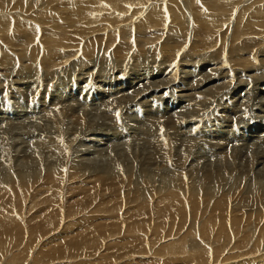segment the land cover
I'll use <instances>...</instances> for the list:
<instances>
[{
	"label": "bare ground",
	"instance_id": "bare-ground-1",
	"mask_svg": "<svg viewBox=\"0 0 264 264\" xmlns=\"http://www.w3.org/2000/svg\"><path fill=\"white\" fill-rule=\"evenodd\" d=\"M242 1H244V3L245 1L249 2V0H242ZM242 1L241 0H0V53L2 54L6 50L11 49L13 44L18 40V45L20 46L24 45L26 49L29 50L32 54L44 55V59L50 60L56 66L58 62L63 60L65 57L75 56L78 53L79 49L76 48V44H81L83 37H85V35L83 34L89 32L88 30H90L92 27L94 28L96 23H102L103 26L105 25L103 29L105 28L108 29L110 27L108 25L110 24L114 26L115 23L119 24L122 21L130 20L136 15L147 12L143 19L145 23L142 22L139 26V27H143V30L141 31L139 29V33L144 34L143 41L146 44L145 48L149 47L152 54H149L151 52L148 51L147 54L143 53V55H140L141 53L140 54L135 53V51L137 52V49H135V47H132L134 42L132 43V40L128 37V33L126 31H125L126 33L123 31L121 32L122 34H120V37L125 39L124 42H119L122 38L121 39L119 38L120 40H118L117 39L118 36L114 34V31H113L114 35L110 33L107 34L106 36L95 38L96 40L101 39L102 41L118 42L117 47L121 49L120 52L122 53V51L125 50V55L126 56L128 55V57H131L133 59V61L130 60L132 62L130 64L132 68H128L131 71H133L132 69L135 68L136 66L135 64L141 66L143 68V69L141 68V70H149V71L157 70L156 69L157 67L155 68L153 65H159V67L163 68V71L165 68L168 71L167 73H169V76L168 77L166 76L165 79H158L157 76L156 77L157 79L153 84L144 86L143 83H141L142 84L141 86L134 88L136 91L135 95L137 94L136 97H133L134 96L133 95L131 96L130 100H128L129 99L128 97L122 96L116 101L118 104H122V103L126 104L127 102L129 104H126L125 106L126 108H128L129 107L128 105L133 104L131 103V100H133V98L135 99L134 103L142 102V101L144 103H148L146 98H150V97L161 98L164 95H166L169 89L172 87L176 90L175 92L178 93L184 91L189 92L188 96L192 98L191 102H193V104L195 103L194 100L196 101L197 96L200 97L202 96V98L203 96H206L207 98L210 97L209 100L213 101V99L214 98L216 99L219 95H223L225 93L227 95L226 89L231 88L233 91L234 86L232 87V85H234V83L239 85V87L242 89L246 88L247 83L253 84L254 86L253 92L256 93L258 91L262 93L263 91L262 89L264 87L260 89L258 87L262 85L264 86V22L262 21L264 15L260 18L258 23H251L247 21L243 24V26H241V28L236 26L235 23L236 27H234L233 31L230 30L232 26V24H230L231 23L230 20L231 18H233L234 15L233 12L238 6V4H240V2ZM252 1L253 0H251V2ZM262 1L264 0H254L253 3L262 2ZM54 2H55V6H65V5L71 6L70 2H72V4L76 2L80 4L82 3L86 4V6H89V8L86 7L85 9H83L82 15L85 16L84 20L86 19L87 21L86 20L82 21L81 19L79 21L77 20L70 21V19L66 18L68 14H65L64 13L65 11L60 9V7H56L57 10L58 9L60 10V13H62V15L63 13L65 14L63 15L64 18H61V22H62L61 26L63 28V31L62 30L55 31L54 32L55 35L45 36L44 34L46 33L47 28H40L38 24L33 22L31 23L32 26L31 28L34 34L29 32L24 35H21L20 33L21 26L22 25L28 26V24H22L24 22L22 20L24 17L22 12L24 13L26 12V14H28L27 12H32L34 18L38 15L49 13L50 11H45L44 8L48 7L50 4ZM105 2L107 3L108 6H105ZM9 3H13V4L9 5ZM19 5L21 7V12L16 13L18 11ZM90 7H93L94 10H96V12L105 10L103 11L104 13L108 10V13H106L102 17L100 16L97 18L92 17L93 15L91 14L92 15L91 16L89 12L91 11ZM185 9L188 12L191 11L193 17L199 12H206V11L214 12L215 19L213 22H205L203 24L202 32L199 33L198 26L196 24L195 27H193L194 30L188 28V24H189L188 19L186 20L183 15ZM245 9L246 7L239 12V15L236 19L239 22L236 21L237 23H240L242 21L240 20V17L241 14L245 11ZM81 12L82 11H80V9L79 10L77 9L74 10L73 13L81 14ZM169 15H171V18H168L170 17ZM147 17H149L150 19ZM151 19L154 20L155 23L154 21L149 22V20ZM109 22L111 23L109 24ZM195 22L197 24H200L199 20H196ZM87 24H91L92 27H88ZM75 25H77L76 27L77 31L75 35L79 37L69 38L63 35V34H68L70 31L69 32L67 31L73 29ZM211 27H213L214 29L213 34L210 33ZM153 28L156 29L152 31ZM98 29L100 31L103 30L101 29V27ZM189 31L191 33L193 32V36L188 40ZM130 33H132V31ZM194 37L196 40L197 39L198 40L196 41L194 39L195 40L194 41L193 40ZM216 37H218L219 39H216ZM225 39L227 42H222L221 44L217 45L218 42L225 41ZM140 40H142V38ZM66 42L69 43V46L66 44ZM93 42L95 43V41ZM135 45L137 44L135 43ZM195 45H199V47L201 45L205 48H203V50H193L195 48ZM68 48H70L68 53L67 51L64 52V50ZM59 50H62V52L59 53L58 52ZM90 50L91 47L89 43L84 45V49H83L84 52L83 54L80 53L81 55L78 56L79 60L73 64V67L76 65H77L76 68L78 69L84 67L85 64L83 63L85 62H83V57H88V54L91 52ZM92 51H94V48L92 49ZM203 51H207L208 53L204 55ZM153 52H156L157 54ZM191 52L194 54H191ZM200 52L202 53L199 54ZM137 55L142 56V58H144L143 63H136L138 60L142 59V58L139 59ZM103 56L106 55L103 54ZM225 57L227 58V60L225 59ZM123 58L124 57H122V59ZM196 64H198L197 66L198 69L197 68L194 69V66ZM113 67L115 71L116 70L115 66L113 65ZM146 67H151V68H146ZM207 67L209 68L207 69ZM76 68L74 70H76ZM179 68L181 69L183 68L182 76L176 74L178 71L177 69ZM184 68H191V69L184 70ZM44 69L46 68H43V70ZM158 69L160 70L161 68ZM118 70H120V68L119 69L117 68L116 71L117 74L119 73ZM237 70H240L244 73L238 72ZM34 71H35V67L31 63L27 64V68L11 67L8 70L0 66V77L5 76L6 74L8 76L10 74H15V73L22 75L23 77L28 74L31 75L32 72ZM48 71L50 70L48 69ZM204 71L208 73H204ZM88 72H86L85 74L91 75V73ZM178 72L181 73V71ZM95 73L94 74L96 78H94V80H98L104 77L102 75V73H104L103 70H98ZM215 73L217 74L216 76L217 78L215 77L216 75ZM198 74L202 76L198 78L199 76ZM159 75L161 76V74ZM105 76L107 78V75ZM213 76L214 78H216V80L214 79V81H210L211 80L210 78L211 77L213 78ZM244 78L245 80H242ZM33 80L34 81L32 83H37L40 81L39 79H35V77ZM159 80H163V82L165 83L155 86ZM257 84H260L257 86L258 89L255 88ZM178 86H185L186 88H180ZM251 87L248 88L250 89ZM140 89L141 91L139 92ZM17 92L18 91H16V93ZM248 93L251 95L250 90H248V92L246 90L245 92L246 96ZM229 94L230 92H228V95ZM59 97L60 96L56 95L55 99L56 98L59 99ZM206 97H204L202 101L205 102L204 99ZM51 98L52 97L49 98L50 101ZM209 100L206 99L205 104L199 107L201 108L202 106H204L205 108L206 106H208L210 104V103L208 104ZM60 101L61 103H64L63 99L53 101L54 109L56 104L60 103ZM133 106L134 105H132V107ZM57 107L63 110V112H60L59 109L58 110L55 109V112L58 111L59 112V113L57 112L58 115L60 116V118L63 119L62 121L63 125L64 124L67 125L70 122L74 123V120H75V125L77 126H88L90 124L88 122V119L86 118V115L82 113L81 110L80 112L77 111L78 107L69 106V105L57 106ZM147 107L148 106H146V108ZM199 107H197V110ZM211 108L213 107H210V109L209 108L208 109L211 110ZM189 110L191 111V109ZM203 111L200 109L199 111H197L196 114L200 113L202 115L204 114ZM109 114L112 117L111 119L115 120V118L113 117L114 113L110 111ZM143 114L146 117L143 118L142 125L146 124L144 123L145 120L147 122V119L154 116V115L151 116V113L149 115V111L148 112L144 111ZM212 114L209 115L212 116ZM44 115L48 116L47 114ZM49 115L51 114L49 113ZM106 115H104L103 117L105 119H108V115L107 116ZM163 115L165 114H160V116L162 117H159L157 120H155L154 122L155 124L149 126L147 125V127L143 128V130L140 129L143 135L151 136L152 139L151 140L152 150L150 152H147L149 153L147 158L145 156H141L143 154L139 155L141 156L140 158L142 157L146 158L145 161L143 160L144 162L142 164L141 163H135L131 165L118 164L117 168H115L114 165H112V167H110L106 171L105 170L100 171L96 169V167H90L88 165L84 166L81 158L76 159L74 156L72 157L71 155L68 156V154H66L67 153L66 150L69 148L71 143L70 140L59 142L55 140L56 138L55 139L51 137L43 138V136L41 140L37 142V144L39 145V147L45 145L46 148L52 149L55 152H57L55 154L60 155L57 162L51 163L50 165L45 166L44 168L38 166L34 167L36 163H39L40 160V156H38V154L34 151H33L34 153L31 152L32 154L30 155L23 153L24 151L21 152L22 154H20V152H17L18 156L22 158V161H20L21 163L19 166H17L18 164L14 165L13 163H8V161H11V158L9 157L5 162V167H3V170L0 172V251L5 252V258L0 256V260H1L0 264H3L2 259L3 260L7 259L5 260L6 264H26L28 259L26 258L27 259L26 261L25 260L26 256L25 255L21 256L22 253H20V256H18L19 254H14L13 252L14 255H12V250L14 246L16 245V247H18L20 241L22 243V237L25 238V233H27L26 237L28 243L32 242L34 244L38 241V238H40L41 240L40 236L44 237L43 235L52 232V230L56 229V227H57L56 230L60 231L59 233H61L60 236L62 241L60 242V245H54L53 247L49 248V250L51 251L50 254L48 252L49 254L48 256H50L52 259L49 258L48 260L50 261H52L53 259L59 260L58 264H70L69 261L63 262L64 257L65 259L72 258L73 260L75 257L77 258L82 257L83 255L90 257L92 256L93 253H96V251L100 250L102 246H105L107 244L108 239H111L113 237L115 238L118 236L123 237L125 235L129 236L130 239L127 242L122 243L119 246V248L115 250L116 253L122 254L119 258H117V260L124 257L125 255L128 256V258H132L133 256H141V255L143 256V254L146 256V254L149 253V252L147 253V251H150L149 250L150 247L151 248L158 247L155 250V252L153 251V254L155 253L153 257L156 255L158 256L159 254H160L159 256L160 258L169 255L167 259L165 258L166 259V262L164 261L165 264H171V263L177 264L178 262L182 264H184L183 262H185L186 264L190 262L191 264H216V263L221 264V262H219L218 259L220 260V256L224 252L226 253L228 252L229 255L228 257L224 256L226 258L223 257L224 258L223 261L231 260L232 262L230 264H264V243H263L264 241V176L262 177L261 175H259L260 177H262L263 180L258 179L252 185H250L249 189H247L248 185H246L245 187L241 185L240 186L235 185L233 187L231 185L234 189H232V187L227 188L226 186H225L226 188H223L222 186L223 181L226 180L230 181L231 178L234 177L235 175L238 176L237 172L231 171L233 165L237 164L238 162L244 163L246 167L255 165L254 163H256L257 165L262 164L263 170L261 173H264V156L258 155L255 159V153H253L254 155H250L248 157L245 156L244 158H242L239 156L238 154L239 152L236 153L237 151H240V149H238V147L236 146L233 149L227 150L226 149L227 146L226 147L221 146L217 142L216 144L209 145L202 140H201L202 142H198L199 140L198 141L196 140L197 143L194 142V140H192V142L186 144L184 143L185 145L183 144L184 146L183 149H186L187 152H192L194 150L196 151L198 148L201 149V152L202 150H207L211 152L210 157L214 156V158L212 157L211 161L217 160L216 161L217 163L214 165L213 168L209 169L206 167H202L200 169V173L202 176H200V174H197L194 171V167L196 163L195 164L192 163V161L194 160V157L193 158L191 157L192 155L190 156L191 158H189V160L185 162L187 157L186 154L180 157L181 153H179L180 154L178 155L179 161H177V159H175L176 161H174L173 160L174 158L171 157L172 155L170 153V150L173 149L172 147H174L173 146L174 140H172L173 136L181 133L184 134L185 136L186 134L189 133V131H187L185 134L183 133L184 131L182 129L187 127V129L189 130L197 122L196 120L194 122L193 119H192L193 122L190 120L187 121L189 118L193 116V114L191 117L184 116L183 119L173 118V116L165 117ZM34 117L32 119L33 122H34ZM196 117L199 116L196 115ZM35 119L39 120L41 118L38 119L35 117ZM213 119L210 120L214 121ZM226 120L230 123L229 121L230 119L229 120L226 119ZM239 120L241 119L239 118ZM44 121L46 122V120ZM139 121H141V117ZM198 123L199 122H197V124ZM138 124L140 125L141 122H138ZM109 127L110 126L108 125V123L106 124L105 122L99 124L97 123L95 128L97 131L95 133H97L98 130ZM203 127L202 129H205ZM29 128H27L26 130H28ZM33 129H35V127H33ZM87 129L88 127H85V129H82L81 131L79 130L80 131L79 134H81V132L83 131L82 132L83 135L81 136L86 137L87 132H89V130L86 131ZM230 129L233 130V128ZM208 130L209 132L212 131L210 129ZM201 131L204 132L203 130ZM132 133H134V130ZM213 134L215 135V132ZM36 136L34 137L36 138ZM190 136L191 135H189L188 137ZM198 136H199V132H198ZM232 136L231 138H233ZM178 140L180 141V138H178ZM211 140L209 142H213ZM221 140L222 139H220V141ZM226 140L228 142L231 139L229 140L226 139ZM233 140L234 139H232L231 141L233 142ZM3 141L4 139H2L1 142ZM225 144L227 143L225 142ZM233 144L236 145V143ZM5 149H6L5 150L6 153L8 154H4L2 156L16 157L15 156L16 151L9 153V151H7V148ZM212 151L214 152L212 153ZM174 156L176 155L173 154V157ZM134 157L136 156L134 155ZM131 158H133V156ZM225 161H227L226 163L228 164L227 166H224ZM14 166L15 169L13 170ZM160 166L161 168L164 169L170 167L171 171H167L170 174L168 175L163 174L162 169H160ZM202 169L203 172H201ZM8 172L9 174L6 175V173ZM74 177H83L87 181L92 180V178H94L95 181H102L104 179L113 187L114 192L117 189V187H119L120 191L118 193L116 192L117 193L116 195L105 199L102 202L103 205L99 208L92 209L96 203V200L100 198L102 192V190H99L95 187L90 188V191L88 192L87 196L79 198V201L70 203L68 201V198L65 199V196L67 193H69V188L67 184L70 183L71 179ZM236 179L237 177H235V180ZM251 179H253L252 176ZM37 183L39 184L35 185ZM100 186H104V185H100ZM228 186L230 185L228 184ZM39 187L40 188L49 187V190H41L39 192H36V190ZM31 196L35 197L34 200L25 204L26 201L31 199ZM111 202L112 204L110 206H107V204ZM129 204L131 206L134 205L132 206L133 208L131 207L126 208L128 207ZM42 206L45 208L42 213H39L40 212L39 211L35 215L31 216L32 210L34 209L38 210ZM84 212L85 213L87 212L86 214L87 216L85 218H83L84 216L82 215ZM71 219L73 220L77 219V220L73 221L72 223L70 221L69 222L67 221ZM25 220L28 221L27 226L24 224L26 223ZM111 220L114 221L109 224L106 230L98 231L100 227L107 226V224H104L102 226L95 225L94 229H89L88 227L80 230L82 224L94 225L93 223L95 221L108 222ZM176 220H177L178 228L180 226L181 227L180 229L182 230L180 234L172 233L173 231L172 223L173 221ZM246 220H250L256 223V225H260L259 234L261 237L258 236L257 233L251 234L246 232L245 233L246 236L254 238L255 244L253 245L252 248H249L248 253L245 250L244 251L246 253L245 252L244 253L249 255L250 254L255 255L257 253L258 257L251 261H246V262L242 261V263L239 262L237 263V260H239V258L242 255H244L241 254L242 251L240 249L241 248L248 249V247L242 246L240 244L239 232H238V229L243 228V222ZM166 221L169 222L171 221V225L169 223L168 224L169 226L167 227L165 226V230H164L163 227ZM219 223H221L220 227L218 228L220 232L217 231V227ZM68 228L71 234H74L77 231L79 232L75 233L74 235H71L69 233V230H67ZM66 238L68 239V241H65ZM167 238L169 239V243H167L168 240ZM11 239H13L14 242H12V245L7 246L5 242ZM35 239H37L36 242H34ZM161 240L164 241L163 244L160 245ZM61 245L63 251L62 253H61ZM29 246L27 244V250L29 249ZM109 250L110 248H106V251ZM234 250H236L237 257L232 256ZM39 253L41 254V252ZM58 254H63V257L62 255H58ZM36 255L35 258L33 259L32 264L51 263V262L49 263L46 262L47 259H45L44 257L43 259L37 258ZM112 256L113 253L103 254V256H100L97 261L100 263H95V264H111V261L114 260ZM176 257H178L179 259L176 260L177 259ZM234 259L237 260L235 261ZM229 262L230 261H227V264ZM77 263L92 264L90 262L88 263L77 262ZM150 264H154V263H150Z\"/></svg>",
	"mask_w": 264,
	"mask_h": 264
},
{
	"label": "rangeland",
	"instance_id": "rangeland-1",
	"mask_svg": "<svg viewBox=\"0 0 264 264\" xmlns=\"http://www.w3.org/2000/svg\"><path fill=\"white\" fill-rule=\"evenodd\" d=\"M253 1L251 2V0H249V2L245 1V3H244V1H242V2H240V4H238V6L236 7L237 10L236 9L234 10L233 18H231V20H230V22H231L230 24H232L230 30L233 31L234 27H236V26L241 28V26H243V24L247 21H249L251 23H258L259 22L260 18L264 15V1L256 2V3H253ZM72 2H74V1H72ZM72 2H70L71 6H66V5L65 6H55V2H54V3L50 4L48 7L44 8L45 11H50L49 13H44V14L38 15L34 18H33L32 12H27L28 14H26V12L25 13L22 12L24 17L27 15L25 17L26 19L23 17L22 20L24 22L22 24H28V26H23V25L21 26V29H20L21 35H24V34L29 33V32L34 34V32H32V28H31L32 27L31 23H33V22L38 24V26L40 28H47V31L44 34L45 36L55 35L54 34L55 31H60V30L63 31V28L61 26V24H62L61 18H64L63 15H65V14H68V16L66 18L70 19V21H76V20L79 21L80 19L82 21H85L86 20V19L84 20L85 16L82 15L83 9H85L86 7L89 8V6H86V4H83V3L80 4L78 2L72 4ZM11 4H13V3H9V5H11ZM105 6H108L106 2H105ZM56 7H60V9L64 10L65 14L63 13V15H62V13H60V10L59 9L57 10ZM74 7H75V9H74ZM245 7H246V9L241 14V17H240V20H242V21L240 23H237V22H239L238 20H236L238 15H239V12L242 11ZM92 8L93 7H90L91 11H89L90 15L91 14L93 15V16L91 15L92 17H96V18L99 16L102 17L103 15L108 13V10L103 13V11H105V10L100 11V12L99 11L96 12V10H94V8L93 9ZM77 9L78 10L80 9V11H82L81 14L80 13H78V14L73 13L74 10H77ZM66 10H69V11H66ZM18 12H21L20 5H19L18 11L16 13H18ZM93 12H94V14H93ZM143 12H145V11H143ZM189 12L186 11V9H185V11L183 13L185 19L186 20L188 19V23H189L188 28L193 29V27H195V24H196L198 26L199 33L202 32L203 24L205 22H213L215 19V13L214 12H209V11L199 12L194 17H193V14L191 13V11H189ZM146 13L136 15L135 17L131 18L130 20L122 21L119 24L115 23L114 26H112L110 24L111 22H109L110 25H108V26H110V27L108 29L105 28L106 30L103 29L105 27V25L103 26L102 23H96L94 28L92 27L91 24H87L88 27H92V28L90 29L91 31L88 30L89 32L83 34V35H85V37H83L81 44H76V48L79 49L78 53L75 56L65 57L63 60L59 61L60 65L58 62V64L55 66V64L52 63L50 60L44 59V55H42V54H32L29 50L26 49V47L24 45H22V46L18 45V40L13 44L11 49L6 50L2 54L0 53V66L4 69L8 70L11 67L27 68V64H29V63H31L35 67V71L32 72L31 75L28 74L30 77L28 75H25L22 77V75H19L16 73L10 74L7 76L6 72H5V74H6L5 76L0 77V157H1L0 158V172L3 170V167H5V162L9 157L11 158V161H8V163H13L14 165L18 164L17 166L20 165V163H21L20 161H22V158H20L18 156L17 152H20V154H22L21 152L24 151L23 153L29 154V155L36 152L38 154V156H40V160H39V163H36V165L34 167L38 166V167L44 168L45 166H48L51 163L57 162L59 159V156H60V155L55 154L57 152H55L52 149L46 148L45 145L42 146L43 147L42 148L41 146L39 147V145L37 144V142H39L41 140L42 136H43V138H50V137L54 138V139L56 138L55 140H57L59 142L70 140L71 143H70L69 148L66 150L67 151L66 154H68V156L69 155H71L72 157L74 156L76 159L81 158L84 166L88 165L90 167H96V169H98L100 171H104V170L106 171L107 169L112 167V165H114V167L117 168L118 164H126V165L127 164L131 165V164H135V163H141L142 164L145 161V159L147 158V156L149 155V153H147V152H150L152 150V147H151V140L152 139H151V136L143 135L141 133L140 129L143 130V128L147 127V125L149 126V125L155 124L154 123L155 120H157L159 117H162V116H160V114H165V115H163L165 117H168V116L172 117L173 116V118H177V119H183L184 116L185 117H188V116L191 117L193 114V116L191 118H189L187 121H189V120L192 121V119H193L194 122H195V120L197 122H199L198 123L199 125L196 122L192 126V128L189 130L187 129V127L182 129L184 131V132L183 131L182 132L185 134L187 131H189V133H191V134L188 133L186 135H188V136L191 135L190 137H188L186 135L184 136V134H182V133L176 134L175 136H173L172 140H174V145H173L174 147H172L173 149L170 150V153L172 155L171 157L174 158L173 159L174 161H176L175 159H177V161H179V157H178V155H180L179 153H181L180 157L184 156L185 154L187 155L185 162L188 161L189 158L194 157V160H193L194 162L192 161V163H194V164L196 163V165H195L196 168L194 167V171L197 174H200V176H202L200 173V169L202 167H206L209 169L213 168L214 165L217 163L216 162L217 160L211 161L212 157L214 158V156L210 157L211 152L207 151V150H202V152H201V149L198 148L196 151L194 150L192 152H187L186 149H183L184 148L183 144L192 142V140H194V142H196V143L198 140H199L198 142L204 141L209 145L216 144V142H217L221 146H224V147L227 146L226 147L227 150L233 149L236 146V147H238V149H240V151H237L236 153L239 152L238 154L242 158H244L245 156L248 157L250 155H254L253 153H255V159L258 155L264 156V88H263L264 86L263 85L258 87L259 89L263 88L262 93L258 92V91L256 93H254L253 92V90H254L253 84L247 83L246 88L242 89L239 87V85L234 83V85H232V87L234 86L233 91L231 88H228L229 90L226 89L227 95L224 92L225 93V94H223L224 96L219 95L218 96L219 98L218 97L216 99L214 98L213 101L209 100L210 97L207 98L206 96H203V98L206 97L204 99L205 102H206V99L209 100L208 104L210 103L209 104L210 107L214 108L216 106L214 108V110H213V108H211V110H209L210 107L208 104H207L208 106H206L205 108H204V106H202L201 108L199 107V106L205 104V102L202 101L203 100L202 96L201 97L197 96L196 101L194 100L195 103L193 104V102H191L192 98L188 96L189 92H185V91L179 92V93L175 92L176 90L172 86H170V87H172L173 89L170 88L168 93L161 98L158 97L159 99L157 97L146 98L148 103H144L143 101L134 103L135 99L133 98V100H131V103H133V104L128 105L129 107L126 108L125 105L129 104V103L126 102V104H123V103L118 104L116 102L122 96L128 97L129 98L128 100H130L131 96H133V95H134L133 97H136L137 94L135 95L136 91L134 88L141 86L142 85L141 83H143V85L145 86V85L153 84L157 78L158 79H165L166 76L167 77L169 76V73H167L168 71L164 68V71L166 72L165 73L163 71V68L159 67V65H153L155 68L157 67L156 69L158 71L157 70L149 71V70H141L142 67L135 64L136 65L135 68L132 69L133 71H131L128 68H132L130 64L132 63L131 61H133V59L131 57H128V55L127 56L125 55V50L122 51L123 54L120 52L121 49L117 47L118 42H116V41H102L101 39H98V40L95 39V38H98L101 36H106L107 34H110V33L113 34V31H114V34H116L118 36L117 39L120 40L122 38V37H120V34H122L121 32L126 31L128 33V37L132 40V43L134 42L132 47H135V49H137V52L135 51V53H139V54L141 53L140 55H143V53L147 54V51L151 52L149 47L145 48L146 44L143 41L144 34L139 33V29L141 31L143 30V27H139V26L142 22L145 23V21H143V19H144ZM30 14H31V16H30ZM97 14H98V16H97ZM169 16L170 17H168V18H171V15H169ZM147 18H149V17H147ZM196 20H199L200 24H197L195 22ZM150 21L153 22L154 20L151 19V20H149V22ZM262 21L264 22V18L262 19ZM154 23H155V21H154ZM235 23H236V26H235ZM76 27H77V25H75L73 27V29L68 30L67 32L70 31L68 34H63V35L66 37H69V38L79 37V36L75 35V33L77 31ZM96 27H98V28L101 27V29H103L101 31H103V32H101ZM155 29L156 28H153L152 31H154ZM92 30H94V31H92ZM128 31H130V32L132 31V33L128 32ZM213 32H214V29H213V27H211L210 33L213 34ZM129 33H130V35H129ZM137 33H139V34H137ZM192 36H193V32L191 33L189 31L188 32V40ZM110 38H112V37H110ZM141 38H142V40H140ZM90 39H92V40L94 39L93 41H95L96 44ZM122 39L119 42L125 41L124 38H122ZM194 39H195V37L193 38V40ZM216 39H219V38L216 37ZM97 41H99V42H97ZM199 41H200V39H199ZM222 42H227V41L225 39V41L218 42L217 45L221 44ZM88 43L90 44V47H91L90 51L91 52L88 54V57H83V62H85V63H83V64H85L84 67L78 69V68H76L77 67V65H76V66H74L76 68V70H74L75 68L73 67V64L79 60L78 56L83 54L84 45H86ZM135 43L137 45H135ZM66 44L69 46L68 42H66ZM200 47H199V45H195V48L193 50H203V48H205L201 45H200ZM93 48H94V51H92ZM69 49L70 48L64 50V52L67 51V53H68ZM58 52L61 53L62 50H59ZM153 53L157 54L156 52H153ZM201 53L202 52H200L199 54H201ZM203 53L205 55L208 52L203 51ZM103 54H105L106 56H103ZM149 54H152V52ZM191 54H194V53L191 52ZM164 55H166V54H164ZM50 57H52V56H50ZM101 57H103V58H101ZM122 57H124V58L122 59ZM137 57L139 59L142 58V56H139V55H137ZM225 59L227 60L226 57H225ZM138 61L136 63H143L144 58H142L141 60H138ZM206 61H207V59H206ZM113 65L115 66V69H116L115 71H114ZM197 66H198V64H196L194 66V69L197 68ZM71 67H73V68H71ZM36 68H37V70H36ZM43 68H46V69L43 70ZM117 68L118 69L120 68V70H118V72L120 74L119 73L117 74V72H116ZM146 68H151V67H146ZM158 68H161L162 70L161 69L159 70ZM208 68L209 67H207V69ZM48 69L50 71H48ZM64 69H65V71H64ZM179 69H181V68H179ZM179 69H177V70L181 71V73H179L176 70L177 71L176 74H178L179 76H182L183 75V68L181 70H179ZM188 69H191V68H184V70H188ZM98 70L104 71L105 74L102 73V75L104 77H102L98 80H94V78H96L95 72H97ZM237 71L242 72L240 70H237ZM86 72L91 73V75L85 74ZM111 72H112V74H111ZM238 72H236V73H238ZM204 73H208V72L204 71ZM242 73H244V72H242ZM159 74H161V76ZM41 75L43 78L41 77ZM49 75H51V76H49ZM105 75H107V78ZM112 75H113V77H112ZM154 75H156V76H154ZM201 76L199 75L198 78H200ZM216 76H217V74L215 75V77ZM34 77H35V79H39L40 81L37 83H32L34 81L33 80ZM113 78H115V79H113ZM216 78H214V76H213V78L212 77L210 78L211 79L210 81H214V79L216 80ZM26 79H27V81H26ZM242 80H245V78ZM163 83H165V82H163V80H159L155 86L163 84ZM127 84L129 87L127 86ZM249 85H251L252 87ZM258 85H260V84H257L255 88H257ZM144 86H142V87H144ZM142 87H141V89H142ZM178 87L186 88L185 86H178ZM248 87H251V88L249 89ZM141 89L139 90V92L141 91ZM246 90H247V92H248V90H250L251 95L248 93L246 96V94H245ZM16 91H18V92L16 93ZM228 92H230L229 95H228ZM21 93H24V94H21ZM56 95L60 96L59 99L58 98L55 99ZM50 97H52L51 101L49 100ZM53 98H54V100H53ZM60 99H63L64 103H61V101H60V103L56 104V106H55L56 110L59 109L60 112H63V110H61V108H58L57 106H67V105L76 106V107H78V110H77L78 112H80V110H81V112L86 115V118L88 119V122L90 124L88 126H77V125H75V120H74V123L70 122L67 124L68 126L66 124L63 125V123H62L63 119L60 118V116L58 115L59 112L58 111L55 112V109L53 108V104H54L53 101L60 100ZM218 101L220 102L221 105L219 104ZM65 102H66V104H65ZM211 102H212V104H211ZM145 104H148V105H145ZM132 105H134V106L132 107ZM136 105H137V107H136ZM217 105H219V106H217ZM146 106H148L149 108L148 107L146 108ZM108 107H109V110H108ZM197 107H199L198 110H197ZM219 107H221V108H219ZM242 107H243V109H242ZM81 108H84L85 110L81 109ZM245 108H247V109H245ZM189 109H191V111ZM200 109L202 111L204 110L203 111L204 114H202V115L200 113L196 114L197 111H199ZM50 110H51V112H50ZM150 110H153V111H150ZM207 110H209V111H207ZM48 111L51 115H49ZM110 111H112L114 113L113 117L115 118V120L111 119L112 117L109 114ZM144 111L145 112L149 111V115L151 113V116H153V115L154 116L147 119V122L145 120L144 123H146V124L143 123L144 125H142L143 118L146 117L143 114ZM210 111H212V112H210ZM137 112H138V114H137ZM160 112H162V113H160ZM43 113L47 114L48 116L44 115ZM194 113L196 115H198L199 117H196V115ZM212 113H215V114H212ZM60 114H62V113H60ZM106 114L108 115V119H105L103 117ZM209 114L210 115L212 114V116H210ZM41 115L43 116V118ZM34 116L38 119L39 118H41V119L37 120V119H35ZM38 116H40V117H38ZM221 116H223V117H221ZM33 117H34V122L32 120ZM140 117H141V121H139ZM200 117H202V118H200ZM226 117H228V118H226ZM239 118L241 120H239ZM210 119L211 120L213 119L214 121H211ZM226 119H228V120L230 119L229 120L230 123ZM231 119H233L234 122ZM235 119L236 120L238 119V120L236 121ZM36 120L38 121V123ZM44 120H46V122ZM111 120H114V121H111ZM221 120H222V122H221ZM35 121H36V123H35ZM102 122H105V124L108 123V125L110 127L109 128H103V129H101L102 131L98 130V132L95 133L97 131L95 129L97 123L99 124ZM138 122H141V124L139 125ZM223 125H226V126H223ZM29 127H31V128H29ZM33 127H35V129H37V130L33 129ZM85 127H88V129L86 131L89 130V132H87L86 137H82L81 135H83V133H82L83 131L81 132V134H79V133L82 129H85ZM135 127H137V128H135ZM202 127L205 129H202ZM227 127H229V128H227ZM27 128H29V129L26 130ZM196 128H198V129H196ZM230 128H233V130ZM192 129H193V131H192ZM208 129H210L212 131L209 132ZM133 130H134L135 135H134V133H132ZM195 130H196V132H195ZM201 130H203L204 132H202ZM206 130H208V131H206ZM35 131H36V133H35ZM25 132L28 134H26ZM198 132H199V136H198ZM206 132L207 133L209 132L208 135ZM214 132H215V135L213 134ZM223 132L226 134V136ZM57 133H60V134H57ZM17 134H18V136H17ZM216 134H217V136H216ZM219 134H221V135H219ZM32 135H33V137H32ZM201 135H202V137H201ZM211 135H213V136H211ZM15 136L17 139L15 138ZM34 136H36V138ZM231 136L233 138H231ZM74 137H76V138H74ZM130 137H132V138H130ZM142 137H144V138H142ZM184 137H186V138H184ZM25 138H27V139H25ZM178 138H180V141L178 140ZM216 138H217V141H216ZM2 139H4L3 142H1ZM80 139H83V140H80ZM220 139H222V140L220 141ZM226 139H228V140L234 139V140H233V142L231 140H229L227 142ZM181 140H182V142H181ZM210 140L213 142H209ZM111 141H112V143H111ZM225 142L227 144H225ZM72 143H74V144H72ZM233 143H236V145ZM229 144H230V146H229ZM5 148H7V151H9V153L16 151L15 152L16 157L2 156L4 154H8V153H6ZM173 150H175V151H173ZM181 150H183V151H181ZM138 151H139V154H138ZM183 152H184V154H183ZM213 152L214 151H212V153ZM50 153L52 156L50 155ZM141 154H143V155H141ZM173 154L176 156L173 157ZM205 154H207V155H205ZM134 155L136 157H134ZM139 155L145 156L146 158H144V157L140 158L141 156H139ZM202 155H204V156H202ZM45 156H48V157H45ZM132 156H133V158H131ZM200 156H201L203 161L201 160ZM226 163H227V161H225L224 166L228 165ZM254 164L255 165H252L253 167L252 166L246 167L245 164L242 162H238L237 164H234L231 171L237 172L238 176L235 175L234 177H232L231 178L232 181L231 180L230 181L229 180L223 181L222 182L223 188H226V187L229 188L232 186L234 187L235 185H237V186L241 185V186L245 187L246 185H248L247 189H249L250 185H252L258 179L263 180L262 177L264 176V173H261L263 170L262 164L261 165H257L256 163H254ZM197 165H199V166H197ZM102 167H103V169H102ZM14 169H15V166H14L13 170ZM160 169H162L163 174H166V175L170 174L169 172H167V171H171L170 167L164 169V168H161V166H160ZM4 171H6V170H4ZM201 172H203V169L201 170ZM8 174H9V172L6 173V175H8ZM259 175H261L262 177H260ZM251 176L253 177V179H251ZM235 177H237L236 180H235ZM226 182H227V184H226ZM38 184L39 183H37L35 185H38ZM98 184L104 185L107 188H110L111 190L107 189L104 186H100ZM140 184H143V183H140ZM228 184L230 186H228ZM67 186L69 188V193L66 194L65 199L68 198V201L70 203L79 201V198L87 196L91 187H95L99 190H102L100 198L96 200V203L92 209L101 207L103 205L102 202L105 199L116 195L120 191L119 187H117V189L114 192L113 187L106 180L103 179L102 181H95L94 178H92V180L87 181L83 177H74L71 179L70 183L67 184ZM49 187H46V188H40L39 187L36 190V192H39L41 190H49ZM233 187H232V189H234ZM34 198H35L34 196H31V199L26 201L25 204L33 201ZM38 198H40V197H38ZM111 204H112V202L108 203L107 206H110ZM132 206H134V205H132ZM132 206L129 204L128 207H126V208H130V207L133 208ZM44 209L45 208L42 206L38 210L37 209L32 210L31 216L35 215L39 211H40L39 213H42L44 211ZM86 214H87V212L86 213L84 212L82 214L84 216L83 218H85L87 216ZM76 220L77 219H74V220L71 219V220H67V221L68 222L70 221L72 223L73 221H76ZM25 221H26V223H24V224L27 226L28 221L27 220H25ZM113 221L114 220H111L108 222L95 221L93 223L94 225L82 224L80 227V230L88 228V227H89V229H94L95 225L96 226H102L104 224H107V226L100 227L98 231L106 230L108 228L109 224ZM169 223L171 225V221L165 222L164 227H163L164 230H165V226L166 227L169 226L168 225ZM220 224L221 223H219V225L217 227L218 232H220L218 230V228L220 227ZM174 225H176V226H174ZM180 228H181L180 226L178 228L177 220L173 221L172 233L180 234L182 232V230ZM56 229H57V227H56ZM56 229L52 230V232H49L48 234L43 235L44 237L40 236L41 240H40V238H38V241H40V242H38L37 239H35L34 242H36V241L37 242L34 244L32 242L28 243L27 237H26L27 233H25V238L22 237V243L20 241L18 244V247H16V245L14 246V248L12 250V255L19 254L18 256H20V253H22L21 256L25 255L26 261L28 259L27 263L25 262L26 264H32L33 259L35 258L36 254H37L36 255L37 258L43 259V257H44L45 259H47L46 262H48V263L51 262L50 264H58L59 260H55V259H53L52 261L48 260L49 258H51L50 256H48L50 254V251H51V250H49V248L53 247L54 245H60V242L62 241L61 236H60L61 233H59L60 231H58ZM67 230H69V228ZM54 231H56V232H54ZM259 231H260V225H256V223H254L250 220L244 221L243 222V228L238 229L240 244L242 246L248 247V249L247 248L246 249H243V248L240 249L242 251L241 254H244V255H242L239 258V260L236 259L237 263L238 262L242 263V261L243 262L251 261V260L258 257L257 253L255 254L256 257L253 254L252 255L251 254L250 255L245 254L246 253L245 251H247V253H248L249 248H252L253 245L255 244L254 238L246 236L245 233L246 232L251 233V234L257 233L258 236H260ZM78 232L79 231H77L75 233H78ZM69 233H70V230H69ZM74 234H71V235H74ZM161 235H162V233H161ZM129 239H130L129 236H127V235H125L123 237L122 236H118L115 238L113 237L111 239H108L107 244L105 246H102L100 250L96 251V253H93L92 256L87 257V256L83 255L82 257H78V258L75 257L74 260L72 258H70V259L66 258L65 259V257H64L63 262L69 261L70 264H78L77 262H85V263L90 262L92 264H95V263H100L97 261H98L100 256H103V254L113 253L112 257L114 260L111 261V264H127V263L128 264H132V263L133 264H136V263L137 264H139V263H142V264H150V263L165 264L167 257H169V255H167L166 257L164 256L163 258H160L159 257L160 254L158 256L156 255L157 257L156 256L153 257V255L155 254V253L153 254V251L155 252V250L158 247L157 248H151L150 247L149 248L150 251H147V253L148 252L149 253L146 254V256L143 254V256L142 255L141 256H133L132 258H128V256L125 255L124 257L117 260V258H119L122 254L116 253L115 250L118 249L122 243L127 242ZM65 241H68V239L66 238ZM161 241H160V245L163 244L164 240L162 242ZM12 242H14L13 239L6 241L5 244L7 246L12 245ZM167 243H169V239L167 240ZM263 243H264V241H263ZM27 244H28V246L30 244L28 250H27ZM31 246H32V248H31ZM106 248H110V250L106 251ZM40 250H42V251H40ZM31 251H32V253H31ZM13 252H14V254H13ZM39 252H41V254ZM48 252H49V254H48ZM62 252L63 251H62V245H61V253ZM114 253H115V255H114ZM151 253H152V255H151ZM160 253H161V251H160ZM63 254H58V255H62V257H63ZM161 255H163V254H161ZM222 255L220 256V260L218 259V261L221 262V264H223L224 262H225L224 264H227V261H230L228 264H230L232 262L231 260H224L223 261V259L226 258L224 256L228 257V255H229L228 252L227 253L224 252V253H222ZM0 256L5 258V252L0 251ZM38 256H40V257H38ZM56 256H57V254H56ZM232 256L237 257L236 250L233 251ZM259 256H260V254H259ZM176 258H177L176 260L179 259L178 257H176ZM182 258H184V257H182ZM5 260H7V259H5ZM5 260L2 259L3 264H6ZM54 260L57 262H55ZM222 261H223V263H222ZM183 263L186 264L185 262H183ZM171 264H173V263H171ZM177 264H182V263L178 262ZM187 264H191V262L187 263Z\"/></svg>",
	"mask_w": 264,
	"mask_h": 264
}]
</instances>
